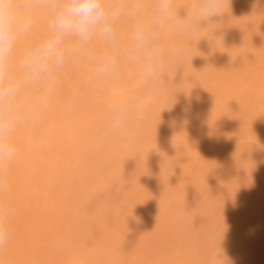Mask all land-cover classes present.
<instances>
[{
	"label": "rangeland",
	"instance_id": "rangeland-1",
	"mask_svg": "<svg viewBox=\"0 0 264 264\" xmlns=\"http://www.w3.org/2000/svg\"><path fill=\"white\" fill-rule=\"evenodd\" d=\"M64 2L15 0L0 264H264V0H102L34 76Z\"/></svg>",
	"mask_w": 264,
	"mask_h": 264
},
{
	"label": "clouds",
	"instance_id": "clouds-1",
	"mask_svg": "<svg viewBox=\"0 0 264 264\" xmlns=\"http://www.w3.org/2000/svg\"><path fill=\"white\" fill-rule=\"evenodd\" d=\"M221 7L222 0H206L201 12L215 15ZM108 21L109 16L102 6V0H65L55 16L53 24L55 34L27 55L25 66L37 77L41 74H50L53 65L58 64L62 58L59 46L63 34L74 33L82 41H87L93 31L103 25V33L110 35L111 28ZM29 25L30 22L18 14L15 0H0V77L3 74L5 59L11 54L20 33L26 31ZM159 52V49H153L148 54V75H152L158 66ZM15 89V83L10 81L7 88H0V97L10 95ZM8 130V124L0 120V163L11 161L17 154L13 146L3 142V136ZM4 214L0 209V247L4 245L9 235L2 219Z\"/></svg>",
	"mask_w": 264,
	"mask_h": 264
}]
</instances>
